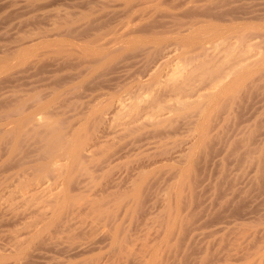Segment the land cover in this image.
I'll list each match as a JSON object with an SVG mask.
<instances>
[{"label":"rangeland","instance_id":"1","mask_svg":"<svg viewBox=\"0 0 264 264\" xmlns=\"http://www.w3.org/2000/svg\"><path fill=\"white\" fill-rule=\"evenodd\" d=\"M193 2L0 0V264H264V0ZM198 15L226 29L223 49L238 33L255 45L203 110L159 85L215 47L187 26ZM182 33L199 42L161 63Z\"/></svg>","mask_w":264,"mask_h":264},{"label":"bare ground","instance_id":"2","mask_svg":"<svg viewBox=\"0 0 264 264\" xmlns=\"http://www.w3.org/2000/svg\"><path fill=\"white\" fill-rule=\"evenodd\" d=\"M133 1H134V0H133ZM139 1H141V0H139ZM142 1H143V0H142ZM145 1H147V0H145ZM191 1H194L193 4L195 5L196 0H190V2H191ZM211 1H212V0H211ZM122 2H123V1H122ZM131 2H132V1H131ZM135 2H136V0H135ZM188 2H189V1H188ZM197 2H198V0H197ZM199 2H200V1H199ZM201 2H202V1H201ZM205 2L207 3L208 1H205ZM209 2H210V1H209ZM143 3H144V2H143ZM216 3H217V2H216ZM128 4H129V3H128ZM148 4H149V3H148ZM185 4H186V2H185ZM210 4H211V3H210ZM125 5H126V7L128 6L127 3H126ZM178 5H179V4H178ZM196 5H197V3H196ZM196 5H195V6H196ZM219 5H220V4H219ZM130 6H131V5H130ZM180 6H181V5H180ZM185 6H186V5H185ZM199 6H201V4H200ZM123 7H124V6H123ZM187 7H188V6H187ZM132 8H133V7H132ZM147 8H148V7H147ZM195 8H196V7H195ZM197 8H198V7H197ZM202 8H203V7H202ZM215 8H216V7H215ZM128 9H129V8H128ZM137 9H138V8H136V10H137ZM172 9H173V8H172ZM184 9H187V8H184ZM199 9H200V8H199ZM206 9H207V8H206ZM219 9H220V8H219ZM133 10H134V9H132V11H133ZM173 10H174V9H173ZM197 10H198V9H197ZM202 10H203V9H202ZM134 11H135V10H134ZM211 11H212V10H211ZM123 12H124V11H123ZM123 12H122V13H123ZM127 12H128V11H127ZM135 12H137V11H135ZM171 12H172V11H171ZM188 12H189V11H188ZM139 13H140V12H139ZM189 13H190V12H189ZM192 13H193V12H192ZM129 14H130V17H131V13H129ZM129 14H128V15H129ZM133 14H134V13H133ZM133 14H132V17L134 16ZM213 14H214V13H213ZM86 15H87V14H86ZM91 15H92V14H91ZM126 15H127V14H126ZM148 15H149V14H148ZM180 15H181V14H180ZM187 15H188V14H187ZM201 15H204V14H201ZM201 15H200V16L198 15V16L200 17V19H201ZM206 15H207V14H206ZM144 16H145V15H144ZM168 16H169V15H168ZM176 16H177V15H176ZM176 16H175V17H176ZM204 16H205V15H204ZM209 16H210V15H209ZM123 17H124V16H123ZM125 17H126V16H125ZM127 17H128V16H127ZM130 17H128V18H129V22H130V20H131V22H132V19H133V18L131 17V19H130ZM138 17H139V16H138ZM194 17H196V16H194ZM212 17H214V16H212ZM81 18H82V17H81ZM134 18H135V16H134ZM140 18H141V17H140ZM142 18H143V17H142ZM173 18H174V17H173ZM173 18H172V19H173ZM178 18H179V17H178ZM188 18H189V17H188ZM190 18H191V17H190ZM204 18H205V17H204ZM124 19L126 20V23H125V20H124V21H123L124 23H123L122 26L125 27L126 24L129 26L131 23L128 22V19H126V18H124ZM145 19H146V18H145ZM145 19H144V20H145ZM176 19H177V18H176ZM179 19H180V18H179ZM179 19H178V21H180ZM194 19H195V18H193V21H194ZM196 19H197V18H196ZM205 19H206V18H205ZM205 19H204V21H205L206 23H208V21H207L208 18H207L206 20H205ZM77 20H78V19H77ZM89 20H90V19H89ZM138 20H141V19H138ZM169 20H170V19H169ZM191 20H192V19H190L189 22H186V20H185V22L187 23V26L189 25L188 23H190V29L192 28V27H191L192 24H193V26H194V24H195V27L198 26L199 29H203V28L206 27V28H205L206 31H204V29L202 30V31H204V32H208V29H207V28H211V29H213V31H212V30H211V31H212V33H213L214 35L212 34V36H210V38H212V40H214V42H215V43L213 42L214 44L211 43V44H212L211 47H212V48H213L214 46H215V47L212 49V52H211V51H210V52H211V53L214 52V54H215V52H218V55H217V56L220 58V56H222V55H219V53H220V52L222 51V49L224 48V47L222 48L220 45H222L221 42H225V41H224L225 38H224L223 35H222V34H225V33H221V32H223L222 30H224V28L220 29L222 24H221V25H220V24H219V25H216V24H218V23H216V21H215L214 24H213V20H212V22H209L208 25L204 26L206 23L203 25V20L201 19V23H202V25H203V26H202V25H200L201 23L199 24V23L197 22V21L200 22L199 18L196 20L197 23H195V22H193V21L191 22ZM214 20H215V19H214ZM217 20H218V19H217ZM220 20H221V19H220ZM104 21H105V20H104ZM178 21L176 20V22H178ZM78 22H79V21H78ZM127 22H128V23H127ZM135 22H137V20H136V21L134 20V23H135ZM138 22H139V21H138ZM181 22H183V21H181ZM181 22H180V23H181ZM224 22H225V21H224ZM226 22H227V21H226ZM232 22H233V21H232ZM83 23H84V22H83ZM120 23L122 24V21H121ZM146 23H147V22H146ZM186 23H185V26H186ZM210 23H211V24H210ZM215 23H216V24H215ZM227 23H228V22H227ZM67 24H68V23H67ZM93 24H94V23H93ZM124 24H125V25H124ZM135 24H136V23H135ZM139 24H140V23H139ZM166 24H167V23H166ZM169 24H170V23H169ZM173 24H176V23H173ZM182 24H183V23H181V25L179 26V28H181V26H183V28H185L184 24H183V25H182ZM197 24H199L200 26L197 25ZM209 24H210V25H209ZM224 24H225V23H224ZM232 24H233V23H232ZM118 25H120V24H118ZM118 25H117V26H118ZM131 25H132V24H131ZM131 25H130V26H131ZM177 25H179V23L176 24V26H177ZM63 26H64V25H63ZM122 26H121V27H122ZM128 26H127V27H128ZM136 26H138V25H136ZM168 26H169V25H168ZM187 26H186V27H187ZM224 26H225V25H224ZM228 26H229V24H228ZM228 26H227V28H228ZM231 26L233 27V25H231ZM90 27H91V26H90ZM164 27H165V26H164ZM173 27L175 28V26H173ZM188 27H189V26H188ZM116 28H117V27H116ZM118 28H119V27H118ZM196 28H197V27H196ZM198 28L195 29V30H198ZM229 28H230V27H229ZM110 29H111V28H110ZM110 29H109V30H110ZM122 29H124V28L122 27ZM139 29H140V28H139ZM158 29H159V28H158ZM162 29H163V28H162ZM165 29H166V28H165ZM165 29H163V30H165ZM170 29H171V28H170ZM230 29H231V28H230ZM230 29H229V30H230ZM115 30H116V29H115ZM115 30H114V31H115ZM168 30H169V29H168ZM177 30H178V29H177ZM183 30H185V29H183ZM187 30H188V28H187ZM195 30H194V31L192 30V31L195 32ZM242 30H243V29H242ZM246 30H247V29H246ZM110 31H112V30H110ZM110 31H109V33H113V32H110ZM125 31H126V30H125ZM128 31H129V30H128ZM132 31H133V30H132ZM132 31L130 30V31L127 32V33L131 34ZM157 31H158V30H157ZM165 31H166V30H165ZM165 31H164V32H165ZM199 31H201V30H199ZM220 31H221V32H220ZM224 31L227 32L226 29H225ZM231 31H232V30H231ZM234 31H235V30H234ZM236 31H237V30H236ZM240 31H241V30H240ZM64 32H65V31H64ZM99 32H100V31H99ZM101 32H103V30H102ZM101 32H100V33H101ZM107 32H108V31H107ZM155 32H156V31H155ZM160 32H162V31H160ZM164 32H163V33H164ZM169 32H170V31H169ZM169 32H168V33H169ZM172 32H173V31H172ZM204 32H203V33H204ZM209 32H210V31H209ZM232 32H233V31H232ZM237 32H238V31H237ZM237 32H236V35H237ZM241 32H242V31H241ZM104 33H105V31H104ZM109 33H106V35H105L106 37H105V36H103V37L107 38V34H109ZM114 33H116V32H114ZM151 33H152V32H151ZM173 33H174V32H173ZM197 33L199 34V32H197ZM220 33H221V34H220ZM230 33H231V32H230ZM250 33H251V32H250ZM95 34H96V33H95ZM140 34H141V33H140ZM144 34H145V33H144ZM148 34H150V33H148ZM148 34H147V35H148ZM152 34H153V33H152ZM164 34H165V33H164ZM183 34L185 35V33H182L181 36H182ZM186 34H187V33H186ZM189 34H193V35H195L196 33H189ZM189 34H187L188 36L186 35V36H187L186 39H184V37L182 36V38H183L184 40H182V39L180 38V39H181V42H180L179 40L176 41V39H173L172 43H171V44H168L169 46L167 47V50L165 49V50H166V53H165V54H164V53H161V54H164V55L161 57V59H159V60H161L160 62H161V63H166V61L171 57V54L173 53V51H175V48H173V46H174V47H176V46L178 47V48H176V51H177V49H178V51H181V50L183 51V50H185L186 47L188 48V47H192V46H194V45L197 43L198 40H196V41H195V39L193 40L192 38H193L194 36H193V35L190 36ZM227 34H228V33H227ZM231 34H232V33H231ZM231 34H230V35H231ZM97 35H98V33H97ZM97 35H96V36H97ZM101 35H102V34H100V35L97 36L99 40L102 38ZM109 35H111V34H109ZM112 35H113V34H112ZM112 35H111V36H112ZM116 35H117V34H116ZM118 35H119V34H118ZM158 35H161V33H159ZM173 35H174V34H173ZM201 35H202V34H200L199 36H201ZM204 35H206V34L204 33ZM207 35H209V33H208ZM207 35L204 36V37H207ZM230 35H229V36L227 35L226 39H227L228 37L230 38ZM244 35H245V34H244ZM244 35H243V34L241 35V34L238 33L237 36H232V37H233L232 39H234L233 42H235V44H233L232 42L229 43V41H228V43H229L230 45H229V47H228V46H227V47L225 46L226 48L223 49V51L225 50V51H224V53H225L224 55H225V56L223 55V57H222L223 59H222L221 62L218 61V60H220L219 58H218V60L216 61V58H217V57H216L214 54H213V55L215 56V59H214V58L209 59V57H210V58L212 57V56H211L212 54L208 51V50H211V48H210V49L206 48V51H205L204 49H202L201 46L204 45V44L202 43L203 40H202L201 38L198 37V38H196V39H200V41H202V42H200V43H202V45L199 46L200 44H198V46L201 47L202 50H201V49H200V50L202 51L203 54L201 53L200 55L198 54L197 56H195L196 54L194 53V56L191 58V55H192V53H191V54L189 55V58H188V55H187V54H189V52H191V51L193 50V49H192V50L190 51L189 48L186 49L187 51L189 50V52L185 53L184 55H183V53H184L185 51H183V53H182V55H183L182 57H185V59L188 58L186 62L189 64V66H193V68L191 67L192 69L189 68V69H190V70H189V69L187 68L188 66H187V67L185 66V67L188 69L187 72H186V71L184 72V69H183V71L181 70L182 72H179V69H177L178 71L176 70L177 72H175L176 67H174V69H173V70H174V73H173V74L171 73L170 75H167L168 78L170 77L169 80L172 79L173 82H172V81L169 82V80H168V81H164L165 83H166V82H169V83H166V85H165L164 82L161 81V80H158L157 82H155V81H156V80L154 81L155 77H154V79L152 78L153 81H151V79H150V81H149L148 83H145V84L143 83V84H144V86H145V85L147 86V89H148L149 94H153V96H155V97H156V94H155L154 92H155V90L157 89L156 86H157L159 83H161V82H163L162 85L159 84L161 87H163V86L165 87V86H167V84H168L169 88L171 87L170 90H171L172 93H171L170 91H167L168 93H166V94H169V93L172 94L171 96L169 95V98H170V97L172 98L173 95H174V97H175V98L173 97V98H174V102L171 101V103H175V105L178 106V108H179L180 106H182V108H183V105H184L185 103L187 104V105L185 104L186 106H188V105L190 106L191 103H193L192 105H194V104L196 103V106H197V107H196L195 105H194V106H195L196 108H198L199 105H201L206 99H207V100L209 99V101H211L210 99L214 98L212 93L215 94L216 92H215L213 89L218 88V91H217L218 94H220V93H219V92H220L219 90H221V91H222L223 89L225 90L224 87L227 86V84L225 83V80L228 79V77L230 78V76L232 77V74H235V72L237 73V72L241 71V70H238V67H239V68H242V67L246 68L247 66H249V62H248V64H247V62H246V60L248 59V57H247V59H246V58L241 59L240 57H241L242 52H250V50L254 49L255 45H254V43L251 44V42H250L249 39H245L246 37L244 38V37H243ZM114 36H115V35H114ZM119 36H120V35H119ZM154 36H155V34H154ZM154 36H151V37H153V40H154V41L151 40V41L153 42V44H160V43H161L160 41H162L163 39H161V40L158 39V40H160V41L158 42L157 37H159V36H157V37L155 36L156 39L154 38ZM225 36H226V35H225ZM246 36H247V34H246ZM250 36H251V35H250ZM255 36H256V35H255ZM97 37H96V38H97ZM100 37H101V38H100ZM109 37H110V36H109ZM109 37H108V38H109ZM112 37H113V36H112ZM121 37H122V34H121ZM123 37H125V36L123 35ZM160 37H161V36H160ZM173 37H174V36H173ZM178 37H180V36H178ZM188 37H192V38H190V39H192L194 42H192V41H188V40H190V39H188ZM196 37H197V36H196ZM201 37H203V36H201ZM93 38H94V37L92 36V38H90L91 40H90V41L88 40V41H89V42L93 41ZM105 38H104V39H105ZM146 38H147V37H146ZM165 38H166V37H165ZM207 38H209V36H208ZM98 39H96L97 41L94 39L96 45H98L96 42H99V43H100V41L102 40V39H101L100 41H98ZM110 39H111V37H110ZM112 39H115V37L112 38ZM117 39H119V38H117ZM117 39H116V40H117ZM126 39H127V40H126ZM126 39H125L126 43H128V42H129V44L132 43V42L130 43V41L132 40V36H131V37H127ZM166 39H167V38H166ZM178 39H179V38H178ZM187 39H188V40H187ZM203 39H204V40H207V39H205V38H203ZM251 39H252V38H251ZM86 40H87V39H86ZM121 40L124 41V39H119V41H121ZM128 40H129V41H128ZM138 40H139V39H138ZM140 40H142V39H140ZM208 40H209V39H208ZM210 40H211V39H210ZM230 40H231V39H230ZM94 41H93V42H94ZM103 41H104V40H103ZM103 41H102V42H103ZM106 41H108V39H107ZM109 41L111 42V40H109ZM127 41H128V42H127ZM134 41H135V40H134ZM147 41H148V40H146V43L151 42V41H149V42H147ZM163 41H164V40H163ZM226 41H227V40H226ZM89 42H88V43H89ZM93 42H91V43H93ZM104 42H105V41H104ZM113 42H114V40H113ZM137 42H138V41H137ZM170 42H171V41H170ZM189 42H190V43H189ZM198 42H199V41H198ZM205 42H206V41H205ZM106 43H108V42H106ZM209 43H210V42H209ZM103 44H104L105 46L107 45V47L109 46V45H108L109 43H108V44L103 43ZM111 44H112V43H111ZM115 44H116V41H115ZM129 44H128V45H129ZM150 44H152V43H150ZM150 44H149V45H150ZM207 44H208V43H207ZM101 45H102V43H101ZM104 45H103V46H104ZM113 45H114V44H113ZM113 45H111V46H113ZM79 46H80V45H79ZM98 46H99V45H98ZM103 46H102V47H103ZM120 46H121V45H120ZM122 46H123V45H122ZM142 46H143V45H142ZM160 46H161V45H160ZM205 46H206V45H205ZM205 46H203V47H205ZM91 47H92V46H91ZM95 47H96V46H95ZM95 47H94V48H95ZM199 47H198V48H199ZM99 48L102 50L101 46H100ZM104 48H105V47H104ZM104 48H103V49H104ZM108 48H109V50H110V49L112 50V48H110V46H109ZM108 48H106V52H107V49H108ZM121 48H122V47H121ZM157 48H158V47H157ZM172 48H173V50H172ZM198 48H196V49H198ZM207 49H208V50H207ZM219 49H220L221 51H220ZM92 50H93V49H92ZM101 50L99 51V53L102 52ZM104 50H105V49H104ZM157 50H158V49H157ZM163 50H164V49H162L161 51H163ZM203 50H204V51H203ZM216 50H219L220 52H219V51H216ZM112 51H113V50H112ZM112 51H111V52H112ZM182 51H181V52H182ZM194 51H195V50H194ZM196 51H197V50H196ZM198 51H199V50H198ZM223 51H222V52H223ZM93 52H94V51H93ZM106 52H105V53H106ZM181 52H180L179 54H181ZM204 52H205V53H204ZM222 52H221V53H222ZM87 53H88V52H87ZM103 53H104V52H103ZM221 53H220V54H221ZM109 54H110V52H109ZM216 54H217V53H216ZM83 55H84V54H83ZM186 55H187V57H186ZM155 56H156V55H155ZM158 56H159V55H158ZM109 57H110V56H109ZM90 58H91V57H90ZM103 58H104V57H103ZM155 59H156V58H155ZM157 59H158V58H157ZM172 59H173V58H172ZM179 59H180V58H179ZM182 59L185 60L184 58H182ZM213 59H214V61H213ZM157 61H158V60H157ZM181 61H182V60H181ZM247 61H248V60H247ZM184 62H185V61H184ZM219 62H220V63H219ZM243 62L246 64V66H244L245 64H244ZM153 63H154V62H153ZM161 63H159V62H158V63H155V65H154V66H155V71H157V70H156V67H158ZM184 64H185V63H184ZM190 64H191V65H190ZM192 64H193V65H192ZM162 65H163V64H162ZM162 65L159 66V67H162ZM185 65H186V64H185ZM151 66H152V65H151ZM154 66L151 67L152 70H153ZM164 66H165V64H164ZM148 67H149V66H148ZM159 67H158V68H159ZM86 68H87V67H86ZM94 68H95V67H94ZM158 68H157V69H158ZM177 68H178V67H177ZM84 69H85V68H84ZM145 69H146V68H145ZM151 69H150V71H151ZM180 69H181V68H180ZM187 69H185V70H187ZM227 69H228V70H227ZM247 69H248V68H247ZM159 70H160V68L158 69L157 73H155L154 70H153L154 72H153V71H152V72L155 73L154 75H156V74L158 75V74L160 73ZM152 72H150V73H152ZM161 72H162V71H161ZM171 72H172V71H171ZM148 73H149V72H148ZM150 73L148 74V76L150 75ZM154 75H153V76H154ZM151 76H152V75H150L149 78H151ZM158 76H160V74H159ZM161 77H162V76H161ZM156 78H157V77H156ZM168 78H167V79H168ZM157 79H158V78H157ZM167 79H164V80H167ZM148 80H149V79H148ZM148 80H147V81H148ZM142 82H143V81H142ZM144 82H145V81H144ZM158 82H159V83H158ZM227 82H228V81H227ZM236 82H237V81H236ZM130 83H131V82H130ZM170 83H171V84H170ZM229 83H230V82H229ZM238 83H239V82H238ZM136 85H137V83H136ZM139 85H140V84H139ZM159 85H158V86H159ZM233 85H234V84H233ZM134 86H135V85H134ZM141 86H142V85H140V87H139V86H137V87L141 88ZM144 86H142V87H143V88H146V86H145V87H144ZM168 86H167V87H168ZM128 87H129V86H128ZM164 87H163V89H164ZM228 87H230V86H228ZM143 88H142V89H143ZM158 88H159V87H158ZM169 88H168V90H169ZM226 88H227V87H226ZM231 88H232V87H231ZM233 88H234V87H233ZM130 89H131V88H130ZM136 89H137V88H136ZM142 89H141V91H142ZM163 89H162V90H163ZM157 90H158V89H157ZM159 90H160V88H159ZM164 90H165V89H164ZM164 90H163V92H164ZM166 90H167V88H166ZM212 90H213L214 92H212ZM216 90H217V89H216ZM160 91H161V90H160ZM227 91H229V90H227ZM227 91H225V92H227ZM145 92H147V91L145 90ZM148 92H147V93H148ZM156 92H158V91H156ZM210 92H212V93H210ZM222 92H223V91H222ZM222 92H221V93H222ZM225 92H224V93H225ZM134 93H135V92H134ZM128 94H130V91H129ZM143 94H144V93H143ZM149 94H148V95H149ZM154 94H155V95H154ZM130 95H131V94H130ZM137 95H138V93H137ZM137 95H135L136 98H137ZM141 95H142V94H141ZM148 95H147V97H149L148 99L145 97L147 100H149L150 97H152V96H150V95L148 96ZM210 95H211V96H210ZM216 95H217V94H216ZM127 96H129V95H127ZM160 96H161V95H160ZM160 96H158V97L160 98ZM167 96H168V95H167ZM209 96H210V98H209ZM218 96H220V95H218ZM138 97H140V96L138 95ZM161 97H162V96H161ZM216 97H217V96H216ZM133 98H134V97H132V95L129 96V99L133 100ZM153 98H154V97H153ZM173 98H172V100H173ZM193 98L195 99L194 101H190V100H189V99H193ZM142 99H143V97H142ZM151 99H152V98H151ZM155 99H157V100L154 102ZM160 99H161V98H160ZM163 99H164V98H163ZM197 99H201V100H197ZM202 99H203L204 101H203ZM120 100L123 101V99H120ZM124 100H126V99H124ZM135 100H136V99H135ZM137 100H138V98H137ZM143 100H144V99H143ZM166 100H168V99H166ZM169 100H170V99H169ZM196 100H197V101H196ZM207 100H206V101H207ZM139 101H141V100H139ZM144 101H145V100H144ZM152 101H153V104L155 103L153 106H151L153 110H150V107H149L150 105H148V107H149V112H150V111H151V112L149 113V112L147 111V112L151 115V116H150L151 118H150L149 116H147V117H148V119H157L155 116H160V115L162 116L163 113H162V111H160V110H163V107H164V106L166 107V105L163 104V107H161V106H162L161 103L163 102V100H162V101H161V100H158L157 97L154 98ZM199 101H202V103H201V104H197V102L200 103ZM209 101H208V103H209ZM215 101H216V100H215ZM218 101H220V100H218ZM124 102H125V101H124ZM149 102H150V101H149ZM188 102H189V103H188ZM211 102H212V101H211ZM211 102H210V104H212ZM125 103H126V102H125ZM129 103H130V102H129ZM132 103H133V101H132ZM140 103H141V102H140ZM140 103H139V104H140ZM136 104H137V103H136ZM136 104H133L132 106L135 107ZM143 104H144V103H143ZM148 104H149V103H148ZM151 104H152V102H151ZM165 104H166V103H165ZM204 104H207V102H205ZM22 105H23V104H22ZM121 105H122V104H121ZM126 105H127V104H125V106H126ZM146 105H147V104H146ZM146 105H145V106H146ZM170 105H172V104H170ZM170 105H169V106H170ZM175 105H173L172 107H175ZM185 105H184V107H185ZM202 105H203V104H202ZM202 105H201V106H202ZM122 106H123V105H122ZM128 106H129V105H128ZM132 106H130L129 109H130ZM136 106H137V105H136ZM139 106H141V105H139ZM169 106H168V107H169ZM189 106H188V107H189ZM207 106H208V105H207ZM17 107H18V106H17ZM17 107H16V108H17ZM123 107H124V106H123ZM168 107H167V108H168ZM172 107H171V108H172ZM188 107H187V108H188ZM191 107H192V106H191ZM191 107H189V108H191ZM195 107H194V108H195ZM20 108H21V107H19L18 109H20ZM137 108H139V107H137ZM143 108H144V107H143ZM145 108H146V107H145ZM158 108H160V110H159ZM171 108H169V109H171ZM175 108H176V107H175ZM194 108H193V109H194ZM199 108H200V107H199ZM18 109H16V110H18ZM21 109H22V108H21ZM155 109H156V110H159L162 114L158 111L159 114L157 113V114H158V115H157ZM169 109H168V110H169ZM185 109H186V108H185ZM200 109L203 110L204 108H200ZM145 110H146V109H145ZM187 110H188V109H187ZM202 110H200V111H202ZM138 111H139V110H138ZM163 111L167 112V109L165 110V108H164ZM173 111H174V110H173ZM173 111H172V112H173ZM204 111H205V110H204ZM21 112H22V111H21ZM136 112H137V111H136ZM147 112H146V113H147ZM177 112H178V111H177ZM148 113H147V115H149ZM201 113H202V112H201ZM135 114H136V113H135ZM131 115H132V114H131ZM166 115H168V114H166ZM170 115H171V114H170ZM203 115H204V114H203ZM134 116H135V115H134ZM134 116H133V117H134ZM136 116H137V115H136ZM25 117H26V116H25ZM33 117H34V116H33ZM138 117H139V116H138ZM145 117H146V116H145ZM153 117H155V118H153ZM164 117H165V114H164ZM134 118H136V117H134ZM13 119H14V118H13ZM136 119H137V118H136ZM146 119H147V118H146ZM146 119H145V120H146ZM148 119H147V120H148ZM161 119H162V118H161ZM161 119H159V120H161ZM167 119H168V118H167ZM177 119H178V118H177ZM24 120H25V119H24ZM134 120H135V119H134ZM134 120H133V121H134ZM25 122H26V121H25ZM21 124H22V123H21ZM44 124H45V123H44ZM46 124H47V123H46ZM51 126H52V125H51ZM49 127H50V126H49ZM44 128H45V127H44ZM52 129H53V128H52ZM19 130H20V129H19ZM19 130H17V132H18ZM45 130H46V129H45ZM138 130H139V129H138ZM20 131H21V130H20ZM24 131H25V130H24ZM32 131H33V130H32ZM34 131H35V130H34ZM54 131H55V130H54ZM56 131H57V130H56ZM56 131H55V132H56ZM35 132H36V131H35ZM52 132H53V130H52ZM57 132H58V131H57ZM20 133L22 134V132H20ZM30 133H31V132H30ZM37 133H38V132H36V135H37ZM48 133H50L49 135L52 134L51 132H48ZM59 133H62V131H60ZM32 134H34V133H32ZM39 134H40V132H39ZM53 134H54V133H53ZM14 135H16V134H14ZM14 135H13V136H14ZM17 135H18V134H17ZM30 135H31V134H30ZM34 135H35V134H34ZM55 135H56V134H55ZM60 135H61V134H60ZM63 135H65V134L63 133L61 136L63 137ZM26 136H27V135H26ZM57 136H59V135H57ZM61 136H60V137H61ZM15 137H16V136H15ZM36 137H37V136H36ZM60 137H59V140H60ZM16 138H17V137H16ZM46 138H47V137H46ZM46 138H45V139H46ZM48 138H49V137H48ZM52 138H53V137H52ZM56 138H57V137H56ZM50 139H51V137H50ZM50 139H48V140H50ZM43 140H44V139H43ZM52 140L54 141L55 138H53ZM49 142H50V141H49ZM54 142H55V141H54ZM54 142H53V143H54ZM57 142H59L58 139L56 140V143H57ZM61 142H62V141H61ZM61 142H60V144H62ZM67 142H68V141H67ZM70 142H71V141H70ZM47 143H48V142H47ZM53 143H52V144H53ZM56 143H55V146L58 145V143H57V144H56ZM48 144H49V143H48ZM48 144H47V145H48ZM52 144H51V142H50L49 146L52 145ZM60 144H59V145H60ZM63 144H64V143H63ZM63 144H62V145H63ZM65 144H66V140H65ZM68 144H69V142H68ZM53 146H54V144H53ZM53 146H51V147H53ZM64 146H65V145H64ZM64 146H62V147H64ZM66 146H67V145H66ZM51 147H50V149H51ZM56 147H57V146H56ZM56 147H54V148H56ZM58 147H59V146H58ZM73 147H74V146H73ZM76 148H77V147H76ZM77 151H78V150H77ZM70 153H71V152H70ZM75 155H76V154H75Z\"/></svg>","mask_w":264,"mask_h":264}]
</instances>
